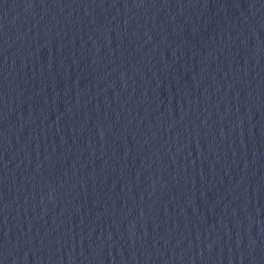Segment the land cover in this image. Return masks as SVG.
<instances>
[{
    "label": "water",
    "instance_id": "95a60500",
    "mask_svg": "<svg viewBox=\"0 0 264 264\" xmlns=\"http://www.w3.org/2000/svg\"><path fill=\"white\" fill-rule=\"evenodd\" d=\"M0 264H264V0H0Z\"/></svg>",
    "mask_w": 264,
    "mask_h": 264
}]
</instances>
